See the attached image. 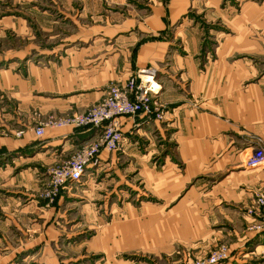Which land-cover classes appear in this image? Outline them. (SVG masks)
<instances>
[{
    "label": "crops",
    "instance_id": "crops-1",
    "mask_svg": "<svg viewBox=\"0 0 264 264\" xmlns=\"http://www.w3.org/2000/svg\"><path fill=\"white\" fill-rule=\"evenodd\" d=\"M153 68L164 117L122 116L55 204L49 166L97 137L40 119L82 112ZM22 131L18 136L17 132ZM264 0H0V264H263ZM154 259V260H153ZM153 260V262H152Z\"/></svg>",
    "mask_w": 264,
    "mask_h": 264
},
{
    "label": "built area",
    "instance_id": "built-area-1",
    "mask_svg": "<svg viewBox=\"0 0 264 264\" xmlns=\"http://www.w3.org/2000/svg\"><path fill=\"white\" fill-rule=\"evenodd\" d=\"M160 85L156 81L153 68L140 70L123 84H111L104 98L85 111L73 112L64 116H50L40 119L36 134L43 137L47 128L90 127L98 133L96 139L78 149L70 158L57 162L47 169L48 181L41 197L47 204L53 205L63 190L81 182L91 164L99 163V155L103 150L111 152L123 150L125 141L121 128V117L126 115L145 114L149 119H162L164 109L158 100ZM18 136L22 131L17 132ZM249 169L264 168V146H257L247 159ZM248 213L255 216L258 222L252 227L264 230V192L255 195ZM260 257L264 264V250ZM230 258L229 247L220 244L204 257H199L191 264H224Z\"/></svg>",
    "mask_w": 264,
    "mask_h": 264
},
{
    "label": "rangeland",
    "instance_id": "rangeland-1",
    "mask_svg": "<svg viewBox=\"0 0 264 264\" xmlns=\"http://www.w3.org/2000/svg\"><path fill=\"white\" fill-rule=\"evenodd\" d=\"M204 256H206V255H204ZM204 256H202V257H204ZM188 258L193 259V260L197 259V257H195L194 255H192V256L191 255H188ZM153 260H152V262H153Z\"/></svg>",
    "mask_w": 264,
    "mask_h": 264
}]
</instances>
